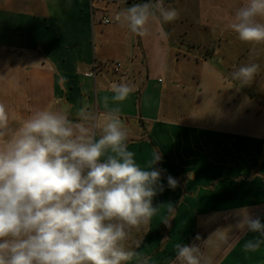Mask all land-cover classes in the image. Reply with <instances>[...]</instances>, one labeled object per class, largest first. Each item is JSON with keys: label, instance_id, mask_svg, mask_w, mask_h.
<instances>
[{"label": "crops", "instance_id": "1", "mask_svg": "<svg viewBox=\"0 0 264 264\" xmlns=\"http://www.w3.org/2000/svg\"><path fill=\"white\" fill-rule=\"evenodd\" d=\"M143 2L0 0V102L13 126L45 108L67 109L76 120L86 107L103 121L116 106L109 86L130 83L134 92L119 102L128 150L141 167L158 152L162 160L155 167L166 170L152 219L168 217L169 206H176L173 217L189 219L188 238L223 216L235 230L240 209L264 223V42H242L228 27L246 0H164L178 18H150L149 35L139 37L115 16ZM114 62L122 65L119 71ZM249 63L260 71L245 86L232 72ZM94 64L96 76L87 77ZM168 175L179 182L175 189ZM173 219V238L164 239L169 233L162 224L140 226V246L131 249L148 264H171L168 254L184 241ZM240 233L216 264H264V246L243 250L245 240L259 234Z\"/></svg>", "mask_w": 264, "mask_h": 264}, {"label": "clouds", "instance_id": "2", "mask_svg": "<svg viewBox=\"0 0 264 264\" xmlns=\"http://www.w3.org/2000/svg\"><path fill=\"white\" fill-rule=\"evenodd\" d=\"M178 16L164 0H146L118 12L115 20L145 37L150 18L171 22ZM262 20L264 0H246L228 27L242 42L262 43ZM259 71L257 63L244 64L232 79L250 85ZM109 87L116 106L103 121L86 107L76 120L67 109L45 108L13 126L14 117L0 102V264H127L133 259L148 264V257L125 242L131 229L147 225L158 212L153 199L164 190L161 174L166 170L155 167L162 160L158 152L141 167L128 150L119 102L129 98L134 86L122 81ZM103 102L108 109L109 97ZM178 183L167 176L169 188ZM238 212L237 227L259 234L243 244L245 252L255 253L264 246V223L247 209ZM173 213L170 205L165 224ZM176 250L179 264H211L197 243L177 244Z\"/></svg>", "mask_w": 264, "mask_h": 264}, {"label": "rangeland", "instance_id": "3", "mask_svg": "<svg viewBox=\"0 0 264 264\" xmlns=\"http://www.w3.org/2000/svg\"><path fill=\"white\" fill-rule=\"evenodd\" d=\"M183 109L184 107H181V108L179 107V109H177V112H179L180 114H183V112L185 111ZM175 209H176V206H175ZM228 218H229L228 216H223V217H220L219 220H214L213 223H209L205 227L203 232H200V229H199L198 230L199 234H194L190 236L189 238L187 236L190 232L188 231L186 227L187 225H189V219L183 216L181 213H179V215H177L176 219L174 218L173 221L175 222L174 225L178 223L180 224L179 227L181 226V228H179L180 234L178 233V235L184 240L182 244H189V245L193 243L199 244L201 247V251L204 253V255L210 258L211 264H216L221 258V256L224 255L225 252H227V250L232 246V244L241 234L240 228L237 229V227H235V230H234V228L229 225ZM166 219L167 217H154L153 219H151L152 221H150L147 225H141V227L145 226L146 228H150L151 225L160 226L162 224L161 226L165 230L166 236H167V233H169L167 238H173L174 237V233L172 232L173 224H171L170 222L168 224H165ZM201 226H202V223L200 222L199 228H201ZM135 232H136V228L131 229L129 238L125 242L126 246L130 249L133 248V246L138 241L139 235ZM197 235H200L201 239L199 241L195 239ZM223 235H227L228 237L227 241L222 240L220 238ZM158 248L159 247L154 249L152 253H154ZM176 254H177L176 249L171 254H168V256L170 255V257H172L173 259V261H171V264H179V261H177L176 259ZM139 256H143V255H139Z\"/></svg>", "mask_w": 264, "mask_h": 264}, {"label": "built area", "instance_id": "4", "mask_svg": "<svg viewBox=\"0 0 264 264\" xmlns=\"http://www.w3.org/2000/svg\"><path fill=\"white\" fill-rule=\"evenodd\" d=\"M168 1H174V0H168ZM104 23L108 24L110 21L108 19H104ZM112 66L114 67L115 71H119L122 67V65L118 62L112 63ZM98 67L94 64L93 70L86 74L87 77L94 78L97 74Z\"/></svg>", "mask_w": 264, "mask_h": 264}]
</instances>
